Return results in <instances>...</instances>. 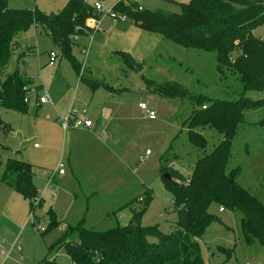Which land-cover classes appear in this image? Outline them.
<instances>
[{
    "label": "rangeland",
    "instance_id": "rangeland-1",
    "mask_svg": "<svg viewBox=\"0 0 264 264\" xmlns=\"http://www.w3.org/2000/svg\"><path fill=\"white\" fill-rule=\"evenodd\" d=\"M86 1L92 5L95 0ZM119 1L124 0H99L98 30L72 46L71 58L59 56L44 30L36 33L31 26L17 35L18 46L1 76L15 70L23 73L31 85H41L48 92L53 104L36 109L41 89L30 94L26 113L0 107V119L7 125L0 130V176L8 158L29 162L40 197L39 204L31 203L0 181V264H73L61 244L73 238L68 236L69 228L78 223L94 230L125 226L132 210L143 208L139 198L146 192L150 201L140 224L167 233L177 215L161 168L172 167L188 178L196 160L220 141L215 129L199 127L196 130L206 146H193L187 135V119L193 109L190 99L165 96L162 89L165 84H176L209 100H234L241 93L236 77L224 79L218 74L213 52L182 47L142 30L130 17L122 20L106 13ZM187 1L137 3L143 10L180 13L178 3ZM65 2L8 0L9 6L36 8L46 15L60 11ZM263 32L264 26L254 30L257 35ZM49 50L58 55L52 66L47 63ZM128 56L141 66L138 72ZM71 59L88 78L106 83L118 93L110 95L105 87L91 89L79 81ZM244 95L263 99L264 88L247 90ZM138 103L153 110L155 118L150 120ZM70 108L85 109V116L93 122L98 119L103 127L101 140L93 143L79 130L61 129L57 116ZM263 119L264 107L244 112L227 169L238 168V183L264 203ZM208 211L218 221L196 239L204 264H264V245L245 244L237 212L216 203ZM51 216L56 224L48 228ZM219 248L231 250L230 256Z\"/></svg>",
    "mask_w": 264,
    "mask_h": 264
},
{
    "label": "trees",
    "instance_id": "trees-1",
    "mask_svg": "<svg viewBox=\"0 0 264 264\" xmlns=\"http://www.w3.org/2000/svg\"><path fill=\"white\" fill-rule=\"evenodd\" d=\"M178 4L180 13L139 9L133 0L119 1L111 9L130 17L144 31L185 48L213 52L218 74L224 79L234 75L241 93L234 100H209L179 85L165 84L163 95L187 97L193 105L187 119L189 142L204 149L206 140L196 129L205 126L215 129L221 136L220 141L196 160L188 178L172 167L161 168V179L172 195L177 215L167 233L157 226L140 224V216L150 201L146 192L139 198L143 208L132 210L125 226L94 230L78 223L69 228L68 236L72 234L73 238L61 244L73 264H204L196 239L212 222L218 221L208 211L211 203L239 214L240 230L247 246L264 245V203L238 183V168L227 169L232 140L238 125L244 121V112L264 107V98L254 100L244 95L247 90L264 88V32L254 33L264 26V0H189ZM98 16L86 0H66L60 11L50 15L41 14L36 8L9 6L8 0H0V107L20 113L28 111L24 98L30 89L29 80L16 70L1 76L13 52L17 33L36 26L47 33L59 56L71 58L70 50L78 38L93 30L86 21ZM71 64L79 80L90 88L111 89L108 84L80 72L73 59ZM6 127L0 119V130ZM32 169L24 160L8 158L0 181L31 203L38 198L39 204ZM166 172L171 179L163 177ZM55 224L51 216L48 228ZM219 251L227 257L231 254L225 248ZM42 264L55 263L44 261Z\"/></svg>",
    "mask_w": 264,
    "mask_h": 264
},
{
    "label": "built area",
    "instance_id": "built-area-1",
    "mask_svg": "<svg viewBox=\"0 0 264 264\" xmlns=\"http://www.w3.org/2000/svg\"><path fill=\"white\" fill-rule=\"evenodd\" d=\"M133 1L137 2V0H133ZM92 7L98 13H100V11L102 10V5L99 2V0H95L92 4ZM139 9H141V7H139ZM106 13L114 17L117 15V18L122 19V20L126 18L125 15L114 13L112 9H108ZM91 26L93 29H96V30L98 29L96 21H93ZM57 57L58 55L54 51H50L48 53V62H47L48 65L50 66L54 65L57 60ZM32 92L33 91L31 89H28L26 91L24 102L28 103L30 94ZM50 101H51L50 96L47 94L46 91L42 90V95H40L37 98V102L39 104H46V103H50ZM138 107L146 114V116L149 119L155 118V112L153 110H149L145 103H138ZM202 108H204V106ZM85 114H86L85 109H82L80 112H78L75 109L70 108L65 114L58 116V121L63 130H66L68 128L88 129L93 125V122L90 118L86 117ZM34 146H36V144H34ZM38 201H39L38 198L34 200L35 203H37ZM245 264H248V263H245Z\"/></svg>",
    "mask_w": 264,
    "mask_h": 264
},
{
    "label": "crops",
    "instance_id": "crops-1",
    "mask_svg": "<svg viewBox=\"0 0 264 264\" xmlns=\"http://www.w3.org/2000/svg\"><path fill=\"white\" fill-rule=\"evenodd\" d=\"M93 21H96V24H97V26H98V20L97 19H95V18H90V19H88L86 22H87V24L92 28V23H93ZM34 28H35V30H36V33L38 32V31H40V29L38 28V27H36V26H34ZM93 29V28H92ZM93 30H96V29H93ZM98 30V29H97ZM19 33H24V32H19ZM19 33H17V35L19 34ZM17 35L15 36V41H16V44H15V46H14V49H13V52H15V50H16V48H17V46H18V39H16L17 38ZM85 37V36H84ZM80 38H82V37H79L78 38V41L80 40ZM84 47V46H83ZM85 49H83V51H84ZM50 51H52V50H49V52ZM48 52V53H49ZM58 58V57H57ZM48 62V61H47ZM56 63V62H55ZM83 67V66H82ZM84 70V69H83ZM84 73V72H83ZM23 74V73H22ZM23 76H25L26 78H27V76L26 75H24L23 74ZM80 81V80H79ZM111 89H109L110 91H109V94L110 95H112V94H114V93H118V90L117 89H115V88H113L112 86H110V85H108ZM42 86L41 85H39V86H35V85H31L30 83H29V88L34 92V90H35V92H37V91H41V88ZM92 89V88H91ZM43 90V89H42ZM108 90V89H107ZM44 91H46V90H44ZM47 92V91H46ZM47 94H48V92H47ZM49 95V94H48ZM50 96V95H49ZM106 98H108V96H106ZM50 99H51V101H50V103H46V104H39L36 100H35V105H36V109L37 108H39V107H41L42 105H52L53 104V99H52V97L50 96ZM57 105V104H56ZM56 107V106H55ZM57 119H58V116H57ZM150 120H153V119H150ZM93 122V121H92ZM62 129V128H61ZM71 129H73V128H71ZM73 130H79V131H81V134H84V135H86L87 136V138L88 139H93L95 142H93V143H96V142H98L99 140H101L100 139V134L101 133H103V127H102V125H100V123H99V121H98V119H96L94 122H93V125L90 127V128H88V129H73ZM65 131V130H64ZM108 137H110V135L108 134ZM103 140H105V138L103 137ZM34 144H36V143H33V147L34 148H38V146H37V144H36V146H34ZM146 153H147V150H146ZM27 162V161H26ZM29 163V162H28ZM32 165V164H31ZM3 185H5V184H3ZM37 189V188H36ZM0 190H1V188H0ZM221 208V207H220Z\"/></svg>",
    "mask_w": 264,
    "mask_h": 264
},
{
    "label": "water",
    "instance_id": "water-1",
    "mask_svg": "<svg viewBox=\"0 0 264 264\" xmlns=\"http://www.w3.org/2000/svg\"><path fill=\"white\" fill-rule=\"evenodd\" d=\"M129 57V56H128ZM129 61H130V64L131 66L133 67L134 71L135 72H138L140 69H141V66H139L135 61H133L130 57H129ZM163 177L166 179V180H169L171 179L170 175L166 172L163 174Z\"/></svg>",
    "mask_w": 264,
    "mask_h": 264
}]
</instances>
